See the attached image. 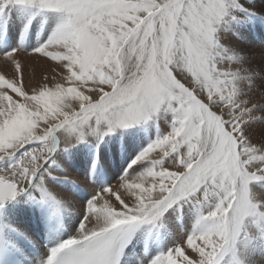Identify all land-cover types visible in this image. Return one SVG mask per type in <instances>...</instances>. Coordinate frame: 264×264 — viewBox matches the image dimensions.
<instances>
[{
	"label": "snow or ice",
	"instance_id": "snow-or-ice-1",
	"mask_svg": "<svg viewBox=\"0 0 264 264\" xmlns=\"http://www.w3.org/2000/svg\"><path fill=\"white\" fill-rule=\"evenodd\" d=\"M9 6L51 32L0 51V264H264V2L0 0V19ZM149 122L94 183L100 142ZM78 145L97 149L83 176Z\"/></svg>",
	"mask_w": 264,
	"mask_h": 264
},
{
	"label": "bare ground",
	"instance_id": "bare-ground-1",
	"mask_svg": "<svg viewBox=\"0 0 264 264\" xmlns=\"http://www.w3.org/2000/svg\"><path fill=\"white\" fill-rule=\"evenodd\" d=\"M2 20L1 21L4 22V24L3 26H0V51L10 50L11 48H15V46L23 47L25 49L30 50L31 48L37 47L39 43L44 42L47 39V36L51 32V29H48V32L45 33L44 29L47 27V24L38 23L39 17L34 19L31 25L25 27V24L28 23L27 20L19 16L18 14L12 12L11 6H9V8L4 12ZM2 36L4 39L2 38ZM43 68L44 66L37 61L35 64L37 78H40L44 74ZM48 75H51V73H48ZM143 127L144 125H138L128 130L126 129L119 130L116 133H114V135L106 136L104 140L100 142L99 148H101L103 142L106 143L109 142L110 145L115 147L117 145V141L123 139V141L128 146L129 155L132 154L129 158L130 161V159L134 158V156L151 141V137L150 138L147 137V133H146L147 130L145 131ZM161 130L163 129L161 128ZM129 133H136V135L129 136ZM111 138L113 139L115 138V141L113 142L112 140H110ZM71 151H73V149ZM85 153H89V152H85ZM104 153H105L104 158L106 157L104 160L105 162L103 163V165L100 166L98 170V174L94 177V181H93L97 185L103 183L104 179L105 182L109 181V183H111L120 175V172L124 168H126V163L122 161L121 157H117L115 152H113L111 149L107 148ZM120 155H121V151H120ZM67 158H68L67 156L64 157V159ZM79 159H80L79 167H81L84 161L83 158H81V156L79 157ZM75 169L76 168L73 167L70 169V171L75 175L83 176L81 174L82 173L81 170L79 169L75 170ZM115 173L117 174L113 176V174ZM67 188L70 191H76V189L70 184H67ZM77 195L83 196L84 191H78ZM71 216L73 215H70V217ZM62 223H63L62 227L65 230V234H66L70 226L67 225V221L65 220ZM20 226L28 231H36V225L29 220H23V218H21ZM40 228H43V224L40 225Z\"/></svg>",
	"mask_w": 264,
	"mask_h": 264
},
{
	"label": "rangeland",
	"instance_id": "rangeland-1",
	"mask_svg": "<svg viewBox=\"0 0 264 264\" xmlns=\"http://www.w3.org/2000/svg\"><path fill=\"white\" fill-rule=\"evenodd\" d=\"M261 2H263V0H261ZM2 19H0V26H3V24H4V22H2L1 21ZM26 25V24H25ZM2 38H3V36H2ZM4 39V38H3ZM3 39H2V41H3ZM15 47H17V46H15ZM256 55L258 56L259 55V49H258V47H257V49H256ZM144 125V130L146 131V133H147V137L148 138H150L151 137V139H153L154 137H155V135H156V127H155V125L154 124H152L151 122H149L148 123V125L147 124H143ZM146 125V126H145ZM138 126V125H137ZM149 126H152V127H149ZM147 127V128H146ZM126 130H128V129H126ZM116 133V132H115ZM109 135H114V133H111V134H109ZM112 137V136H111ZM110 140H112L113 142L115 141V138L113 139V138H111ZM107 148H109V149H111L113 152H115V154H116V156L117 157H121L122 158V161L123 162H125L126 163V167H127V165H128V163L131 161V159H130V161H129V158H130V156L132 155V154H130L129 155V153H128V146L126 145V143L123 141V139H120V140H118L117 141V145L115 146V147H113L112 145H110V143L109 142H103V144H102V146H101V148H99V151H102L103 152V156H105V151H106V149ZM97 149L93 146L92 147V145H78L76 148H74L73 149V153H78V155H79V157L81 156V158H83V161L85 162V158H87V162H88V164H89V166H90V157H91V154L93 153V152H95ZM120 151H121V155H120ZM85 152H89V153H85ZM134 154V153H133ZM106 158V157H105ZM105 158H104V160H105ZM67 160H68V162H72L69 158H67ZM103 165V164H102ZM74 168H76V169H79V170H81V174L82 175H85V168H84V163H83V165L81 166V167H74ZM75 169V170H76ZM117 173H115V174H113V176H115ZM103 176V175H102ZM110 176V175H109ZM103 183H105V179L103 180ZM107 183H109V181L107 182ZM60 187L61 188H63V189H65V190H68V188H67V183H65V184H61L60 185ZM89 195H90V193L89 192H84V195L83 196H78L79 198H83V199H87V198H89ZM73 216H69L67 219H65V221H67V225H69V226H71L72 225V223H73V217L75 216V214L73 213L72 214ZM23 220H27V219H25V218H23ZM75 223L76 224H78L79 223V220L78 219H76L75 220ZM255 259H256V261H257V264H261V259H262V257H261V254L259 253V252H257L256 253V255H255Z\"/></svg>",
	"mask_w": 264,
	"mask_h": 264
}]
</instances>
